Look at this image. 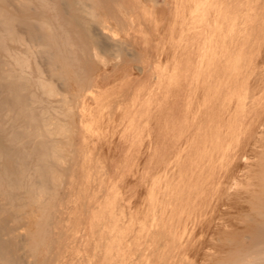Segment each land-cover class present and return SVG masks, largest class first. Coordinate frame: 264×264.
I'll return each instance as SVG.
<instances>
[{"label":"bare ground","instance_id":"1","mask_svg":"<svg viewBox=\"0 0 264 264\" xmlns=\"http://www.w3.org/2000/svg\"><path fill=\"white\" fill-rule=\"evenodd\" d=\"M158 1L0 0V158L12 160L10 165L0 171V187L28 189L27 201L32 196L29 194L32 188L43 192L45 189V197L50 194L46 192L47 185L49 182L53 183V178L59 174V164L66 162L63 158V152L67 150L65 148L69 147L70 151L72 146L67 134H75L79 144L87 140L89 105L84 100V94L93 92L90 88H85V82L89 83L90 78L86 80L82 67L89 65L92 58L98 55L95 50L101 46L99 47L97 37H105V32L112 25L113 21L107 27L105 16L111 15L118 25L132 29L137 25L132 15L150 8L147 2L154 9ZM162 1L167 6L168 23L166 34L161 40L168 43L176 40L183 50L178 58L172 59L159 73L152 70L146 76L144 69L140 73L143 78H148L154 92L161 91L167 99L175 97L174 105L182 106V128L170 142L159 144L154 141L146 148L147 159L142 170L145 172L147 166L152 168L155 173L160 174V183L155 191H150L151 222L143 234L144 243H137L138 238L134 237L137 240L135 252L132 250L130 255L126 254V248L130 244L124 238L116 241L111 250L109 237L116 239V233L125 228L118 224L123 206L117 207L115 200L102 203L105 208L99 229L101 264H152L151 260L156 255L162 256L164 264H197L198 262L188 263L181 259L185 238L208 209L217 208L220 210L217 209L216 216L214 214V217H209L207 229L212 234L208 242L215 243L216 237V242L219 243L215 244L219 245L214 246L211 242L212 249L217 247L213 250H216L214 253L209 250L212 254L207 253L206 246L207 254L200 256L203 262L198 264H264V77L259 73L250 79L264 62V55L261 60H257L260 53L259 40L263 37L264 29L259 30V36H253L254 29L247 28L246 19H241L238 15L226 17L227 11L222 0L207 1L211 3L207 5V10L210 11L207 12L209 20L206 25L198 24L195 12L186 14L183 11V1ZM207 2L205 1L206 4ZM116 12L122 15V19L115 18ZM205 19L206 17L203 18L204 22ZM176 26H179L178 31ZM136 27L142 26L138 24ZM197 27L204 30H201L203 37L200 46L193 49L197 60L192 62L191 45L196 44L199 35L192 30ZM110 30L113 33V29ZM175 31L177 35L174 34ZM113 36L111 35L112 38ZM107 46L113 50L118 48L113 42ZM107 52L110 55V51ZM100 54L104 58L103 52ZM102 60L99 61L103 62L101 65L104 67ZM92 86L101 89L103 79L96 76ZM71 92L72 98L69 95L66 97ZM133 103H139L145 109L151 100H139L135 96ZM137 123V118L132 116L121 132L120 139L127 141L129 137H138L140 130ZM246 147L250 149L248 152L253 153L251 160L250 153L248 159L241 156ZM58 160L64 162L58 163ZM19 162L23 169L16 173L12 167ZM128 164L129 172L135 176L139 172L134 169L138 164ZM76 165L72 164V167L75 168ZM64 169L62 166V171ZM55 173L58 174L54 176ZM229 177L235 183L237 180L234 178L240 180L236 183L240 187L238 190L235 187L233 194L230 193V184L227 185L228 181L225 180ZM31 179L33 181L26 182ZM224 180L228 187L224 185ZM53 184L54 188H58H52L53 190L61 189L60 184L56 186L57 181ZM223 185L230 188L228 192L227 188L223 189L229 194L225 198L224 195L221 196L223 201L219 197L220 202L217 199L219 203L214 205L213 196ZM233 185L231 183V187ZM56 191L51 190V193L56 194ZM50 196L55 199L57 197ZM138 199L136 198L135 205L144 197L142 200ZM33 200L35 202L32 203L37 204L30 202L28 207L30 204H39L37 199ZM48 203L52 206L54 201H47L46 204ZM12 204L10 206L14 210ZM42 205L43 203L38 207H43ZM133 207L134 204L131 208ZM2 208L6 210L7 207ZM50 210L51 208L47 212L46 209L44 214H49ZM1 211L4 215L5 211ZM41 211L39 209L43 214ZM145 212L146 210L144 214ZM41 214L39 219L42 222H33L38 225L39 230L27 235V248L34 253L41 240H44V228H48L41 226L44 220L45 223L48 221L45 217L49 219V216L42 215L41 218ZM34 216H31L30 209V220L33 221ZM20 234L25 236L23 231ZM162 240L165 242L163 246L159 244ZM19 247L17 240H4L0 237V264H20ZM44 248L45 246L41 247ZM33 252L31 254L30 251V254L33 255Z\"/></svg>","mask_w":264,"mask_h":264},{"label":"rangeland","instance_id":"2","mask_svg":"<svg viewBox=\"0 0 264 264\" xmlns=\"http://www.w3.org/2000/svg\"><path fill=\"white\" fill-rule=\"evenodd\" d=\"M181 1H183L182 8L183 11L186 12V14L190 11H193L197 14L199 25H206L208 23L209 13L207 15V12L210 11L209 8L211 7L209 5V10H207V5L211 2L208 3L207 1L210 0H198L197 2L196 0ZM205 1L207 2V4L205 3ZM222 1L224 2L225 10L227 11V18H229L231 15H238V17H240L241 19H246L247 28L254 29L253 36L260 35L261 32L259 30L264 29V0ZM147 4V6H150V8L145 11L139 10L136 14L132 15V19L134 20L135 24H141V28H138L136 27L137 25H135V28L129 29L128 26L120 24L118 25L111 15L102 16L103 20L106 19L108 21L107 27L109 25V22L111 24V21H113L111 27H108V29L112 28L113 33L115 32V35L111 33L112 30L110 29H106V31H109L105 32L106 38L102 35H99L97 38L100 42L99 47L101 46L102 49L100 47L99 49L95 50V53L97 52L99 56L96 55V53V56L92 58L90 64L87 66L84 65L82 67L86 80L90 78L89 83L87 81L85 82L87 83V85L85 84V88H90V91L93 92V94L90 92L84 94V100L89 105V116L87 119L88 131L86 134L87 140L85 141V143L81 142L79 144L75 134H67L69 135V141H72V146H70V151L68 149L69 147H67L65 148L67 150L64 149L65 151L62 152L65 153L67 160L69 158L70 159L67 161L65 159V156L63 157L64 161H66V164L63 163L64 161L58 160V163L62 162L63 164H59L58 166L59 174L55 173L53 174L54 176L57 174L58 175L55 176V178H53L54 176L52 177L55 183L57 181L56 186H59L58 184H60L61 189L56 191L58 188H54V182H49L47 185L48 188L46 189L47 194L48 192H50L51 195H56V199L50 196V194L45 197V189L43 192L36 188H32L29 193L30 196L32 194V196L30 197L31 200L29 199L27 201L26 195L29 192L28 189L23 188L22 190L21 188H13L14 191H12V188L3 186L0 187V237L4 240H17L20 245L18 250L20 264H30V260L32 259L35 260H32L33 262L31 264H101L102 252L99 229L100 219L105 208L102 205L104 201L110 202L112 200H115L117 207L120 205L123 206V213L122 215H119L118 224L120 227L125 228L116 233V239H113L112 236L109 237L108 244L109 246H111V250L113 249L116 241H119L123 238L128 239L130 245L129 248H126V254L130 255V252L132 250L133 252H135V241L137 240H135L134 237L138 238L137 243H144L145 241L143 238V234L145 233L146 229H148V226L151 222L150 191H155L157 189V185L160 183V174L155 173L152 168L147 166L145 172L142 170L144 162L147 159L146 148L154 141L159 142V144L162 142L168 143L172 140V137L177 134V131H180V129L182 128V124L180 123L182 106L180 104L174 105L175 97L167 99L161 93V91L154 92L152 88H150L148 78H143V75L140 73V71L144 69L146 76H148L152 70H155L159 73L165 65H168L171 62L172 59L178 58L179 54L183 50L181 45L177 43L176 40L172 43L161 40V37L166 34L167 29V6L163 4L162 0L158 1L154 9L151 7V3L147 2ZM200 6L204 9H202ZM202 10L203 12H205L203 13ZM203 14L206 17L205 22L203 20V18H205L203 17ZM115 18L122 19V15H119V13L116 12ZM106 20L105 24L107 22ZM113 23L116 29H114ZM176 30H179V26H176ZM201 30H204V28L197 27L196 29L192 30V32L197 31V33H199L196 44H193V46L191 45L190 49V59L192 62H196L197 60V54L193 49L200 46L201 38L203 37V31L201 32ZM255 30L258 31L256 32ZM117 34L119 37H117ZM174 34L177 35V32L175 31ZM111 35H114L113 38L111 37ZM101 41L103 42L101 43ZM259 41L260 53L257 60H261L264 55V34ZM110 42L117 44L118 48H114L113 50L108 46L106 47V45H109ZM103 44L104 46H102ZM103 47L106 48L104 49ZM101 51L103 52L104 58H101ZM107 51H110V55L112 54V56L107 54L109 53ZM112 51L114 53H118H111ZM116 55H118V58L116 57ZM96 57H99V59ZM102 59L107 60V62ZM99 60L104 61V67L103 65H101L103 62H100ZM79 65H81V63ZM259 73L264 77V62L263 64H260L259 69H257L255 73L251 75L250 79L254 78ZM96 76H99L100 79H103V87H101V89H95L92 86L93 79ZM68 95L72 98L73 94L72 92L68 93L66 97H68ZM135 96L138 97L139 100H144L147 98L150 99V105H148L144 109L143 107H140L139 103H133V98H135ZM142 112H144V114L142 117H140ZM132 116H135L138 120L137 125L138 129L140 130V135L138 137H129L127 141H123L120 139L121 132L128 124L129 119ZM58 137L60 138L61 136ZM247 148L248 147L243 150L241 156L248 159V153H250L249 155L251 160V157H253V153L248 152L250 151V149ZM66 152H68V154L70 155L68 156ZM60 156L62 157L63 154ZM0 160V171H2L6 165H10L12 163V160L8 158L1 157ZM134 162L137 163L138 166L133 168L135 170L138 169L139 172L135 176H132L131 172H129L130 170L128 163L131 164ZM72 164L77 165L74 168L72 167ZM21 165L22 164H20V162L16 165H13L12 170L16 173H20L23 169V165ZM17 166L18 170H16ZM62 166H64L65 168L63 171ZM230 178L231 177H229L228 180H225L228 181L227 185L230 184L228 185L231 188L230 193L233 194V192L236 191V188L238 190V188L240 187V184H238L239 187H237L236 184L240 180H238V178H234L235 181L237 180L235 183L233 181V178H231L232 180ZM51 180L52 179H50V181ZM225 180L224 185H226ZM31 181L33 180H26V182ZM230 181L232 184H234V187H231V183H229ZM50 183H52L53 186H51ZM223 186L222 189L217 192L218 194L216 193L213 196L212 203L214 205L219 203L220 200H224H222L223 195L225 198L226 194H229L227 192L230 190V188H227L228 186H224V188ZM52 188L56 190H53ZM223 189H226L227 192H225L226 190L224 191ZM51 190L53 192L56 191V194L51 193ZM222 190L223 193L221 192ZM2 191L5 194L2 193ZM39 191H41V193ZM33 192H35L34 195ZM141 193L143 194L141 195ZM142 196L144 197L143 200ZM48 197H50L49 200ZM136 198L142 200L140 202V200L138 199L139 202L137 203V205L139 206L135 205ZM33 199H37L36 201H38L40 205L41 203H43V207H38L39 204L34 206L30 204V206L28 207L29 203H32V201H34ZM217 199L219 200V202ZM46 200L52 203L54 201V203H51V206L49 205V203L46 204ZM10 203H13L12 208L14 210L11 209ZM131 203L134 204L136 210L134 209V207L131 208ZM32 204H37V202ZM140 205H143L144 207H141ZM2 207L7 208L5 210ZM50 208L51 210L49 211V214H44V211L47 209L48 212V209ZM30 209L31 216L35 215L33 221L30 220L29 217ZM39 209L40 211L43 209V212L41 211L43 214L39 212ZM131 209L134 212L136 211V213H134ZM217 209H208L209 211L207 210V213H209L210 211L211 213H209V215L207 213L203 215L197 221L194 230L186 236L185 246L182 249L181 256V259H183L185 262L188 261V263H202L203 261L201 260L200 256H204L207 247V253H209V250L213 252L214 249H217V245L219 244L215 243L219 242H216L217 239H215L216 237H214L213 235L215 243L213 241L211 242H213L214 246L216 245L217 247H214L212 249V243L210 242V244L208 242L211 240L210 236L212 234L208 233L209 230L207 229L208 219L209 217H214V214L215 216L217 215V211L220 210ZM1 210L5 211L4 215L3 213H1L3 212ZM26 210H28V212ZM137 210L139 212L141 211L140 214ZM143 210H146L145 214ZM17 212L20 215L23 212L21 215L22 217ZM117 213H119V210L117 211ZM40 214L41 218H43L42 215L49 216V219L47 216L45 217V219L47 218L46 220L48 221H46L45 223L44 220L43 226H41H48V228H44L45 236L43 235V237L45 241L41 240V242L39 243L43 247L45 246V248L41 249L42 246L39 245L37 249L34 250V253L32 250H29L27 248L26 244L29 240L27 235H30L34 230H39V228L37 227L38 225L36 224L42 222L39 219ZM206 215L208 216L206 217ZM37 218L39 220H36ZM37 221L40 222L38 223ZM33 222L36 224H33ZM125 224L126 226H124ZM202 224H206V227L203 228ZM54 226L56 227L54 228ZM203 229H205L204 232L202 231ZM126 230H128L129 232L127 233ZM142 230L143 233H141ZM1 231L3 234H1ZM22 231L23 234L25 231H27L28 234H26L27 232H25V236H23L22 234H20L22 233ZM139 233H141L142 235ZM206 234L207 236H209V239ZM21 236H23V238ZM197 236L199 237L197 238ZM202 241L205 242L203 243ZM149 243H151V241H149ZM164 243L165 242L163 240L159 242L161 246H163ZM30 251L31 254L33 252V255L30 254ZM197 251L199 254L197 253ZM211 251L209 254H212ZM20 252L24 254L23 257L21 256L23 254H21ZM190 254H192L191 257ZM35 255H38L39 258ZM193 255L194 258L192 257ZM110 257L111 256L109 255V262L111 259ZM151 263L164 264V261L162 259V256L156 255L152 258Z\"/></svg>","mask_w":264,"mask_h":264}]
</instances>
